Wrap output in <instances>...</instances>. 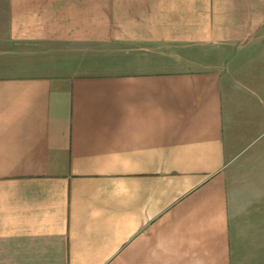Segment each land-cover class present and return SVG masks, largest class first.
Returning <instances> with one entry per match:
<instances>
[{"label": "crops", "instance_id": "crops-1", "mask_svg": "<svg viewBox=\"0 0 264 264\" xmlns=\"http://www.w3.org/2000/svg\"><path fill=\"white\" fill-rule=\"evenodd\" d=\"M7 3L0 264H235L264 223V0Z\"/></svg>", "mask_w": 264, "mask_h": 264}, {"label": "rangeland", "instance_id": "rangeland-1", "mask_svg": "<svg viewBox=\"0 0 264 264\" xmlns=\"http://www.w3.org/2000/svg\"><path fill=\"white\" fill-rule=\"evenodd\" d=\"M8 0H0V28L5 26L7 19ZM197 55V54H196ZM224 56V57H223ZM221 56H215L204 59L200 54L197 55V63L219 62L226 66L234 65L240 59L242 60L246 55L243 53H228ZM261 132L258 134V142H264V118L262 119ZM253 225V228L251 226ZM256 227H255V226ZM245 226V225H244ZM242 237L241 247L238 249L239 255L235 264H264V223H252L243 227L241 230Z\"/></svg>", "mask_w": 264, "mask_h": 264}]
</instances>
